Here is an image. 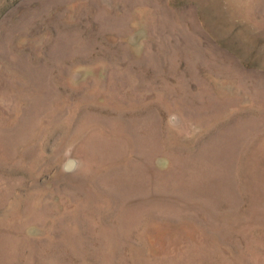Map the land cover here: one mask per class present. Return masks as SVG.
<instances>
[{"label":"rangeland","instance_id":"374dc122","mask_svg":"<svg viewBox=\"0 0 264 264\" xmlns=\"http://www.w3.org/2000/svg\"><path fill=\"white\" fill-rule=\"evenodd\" d=\"M0 264H264V0H0Z\"/></svg>","mask_w":264,"mask_h":264},{"label":"water","instance_id":"95a60500","mask_svg":"<svg viewBox=\"0 0 264 264\" xmlns=\"http://www.w3.org/2000/svg\"><path fill=\"white\" fill-rule=\"evenodd\" d=\"M69 163V161H67V163L66 164H68Z\"/></svg>","mask_w":264,"mask_h":264}]
</instances>
